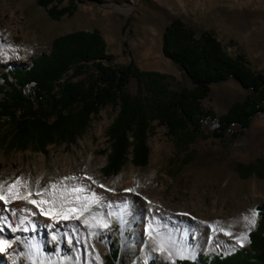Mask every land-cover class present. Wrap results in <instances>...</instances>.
Here are the masks:
<instances>
[{
    "label": "rangeland",
    "instance_id": "1",
    "mask_svg": "<svg viewBox=\"0 0 264 264\" xmlns=\"http://www.w3.org/2000/svg\"><path fill=\"white\" fill-rule=\"evenodd\" d=\"M69 1L54 0L53 3L58 2L60 7ZM72 1L71 14L65 13L59 19H52L37 0H0V73L16 66L28 67L33 57L49 52L53 38L58 35L78 29H97L105 40L108 55L100 63L118 67L132 61L140 70L166 75L161 81L166 91L191 88L193 84L183 67L164 52L171 62L167 70L143 66L165 63L158 57V34L161 33L163 50L166 26L173 19L180 18L194 29L196 36L205 30L211 31L228 55L242 56L254 73L264 74V0ZM136 37L139 39L136 40ZM6 40L11 43V48ZM93 72V66L88 64L72 80H80ZM70 74L71 71L68 72ZM126 88L132 95L147 96L144 90L138 89L134 77H130ZM250 93L251 89L244 88L232 77L212 84L200 106L218 116L234 101L243 100ZM117 111L118 106L114 104L100 108L97 114L91 115L89 126L73 144H50L44 152L30 148L10 151L0 147V184L7 187V184L27 175L28 187L20 192L30 190L33 193L31 199L39 197L35 195L37 191L50 189L52 184L61 181L64 184L68 182L69 188L82 187V181H85L96 189L85 190L80 193L81 196L96 194L97 189L109 193L106 199L89 207L82 215L74 214L82 236L86 238L92 234L101 260L86 262L74 259L70 255L74 244L65 243L60 244L64 256L62 261L30 258L24 253V245L13 241L0 250V264H103L106 256L116 247L119 248L116 264H148L151 261L155 264H176L178 259L200 261L203 255L229 254L248 246L249 242H246L229 251L202 248L195 254L171 257L170 254L154 251L150 239L139 230V222L123 229L120 221L114 218L106 226L96 227L110 215V196L118 194L127 196L125 210L128 212L136 195L147 202L145 220L147 228L153 230L154 238L164 235L165 229H170L168 217L173 213L208 222L212 216L226 220L251 207L257 213V222V208L264 203V165L258 169V165H262L257 161L264 157V113L253 116L245 129L231 125L223 137L212 135L217 130V119L206 118L202 121L201 133L187 147L180 145L165 125L153 120L146 139V164H133L129 153L118 172L104 175L101 169L106 164V153L103 151L108 147L107 128ZM257 147L260 150L254 152ZM189 154L192 157L184 163L183 159ZM248 165H253L251 173L242 169ZM66 177L76 179L65 180ZM70 196L69 199H72ZM75 202L73 200L67 207ZM13 215V219H18L17 214ZM256 222L248 228V233ZM97 240H103V245L98 247ZM52 248L53 245H50L48 253Z\"/></svg>",
    "mask_w": 264,
    "mask_h": 264
},
{
    "label": "trees",
    "instance_id": "2",
    "mask_svg": "<svg viewBox=\"0 0 264 264\" xmlns=\"http://www.w3.org/2000/svg\"><path fill=\"white\" fill-rule=\"evenodd\" d=\"M53 1L37 3L52 19L71 14L72 0L60 7ZM163 52L183 67L193 84L191 88L166 91L161 82L166 75L140 70L132 61L118 67L100 63L108 55L97 29H78L54 37L49 52L33 57L28 67L16 66L0 73V147L44 152L50 144H73L89 126L92 114L114 104L118 111L107 128L108 147L103 151L106 164L101 169L109 175L120 170L129 153L133 164H146V139L153 120L165 125L179 144L187 147L201 133L206 118L217 119L212 135L223 137L231 125L245 129L253 116L264 113V74L254 73L242 56L228 55L211 31L196 36L194 29L175 18L163 33ZM88 64L94 72L72 80ZM130 77L137 80L138 89L144 90L146 97L127 90ZM232 77L251 93L234 101L221 115L203 110L200 101L207 97L211 85ZM190 157L184 158V163ZM257 161L261 169L264 157ZM242 169L251 173L253 165ZM257 209L258 219L248 233L247 247L226 255H203L200 261L178 259L176 264H264V203ZM118 250L114 248L103 264H115Z\"/></svg>",
    "mask_w": 264,
    "mask_h": 264
},
{
    "label": "bare ground",
    "instance_id": "3",
    "mask_svg": "<svg viewBox=\"0 0 264 264\" xmlns=\"http://www.w3.org/2000/svg\"><path fill=\"white\" fill-rule=\"evenodd\" d=\"M11 15L14 14L11 13ZM138 39L136 37V40ZM5 43L11 48V43L8 40ZM135 44L133 43V45ZM156 46L159 59L164 60L165 63L163 65H158V63L151 65L144 64L143 66L167 70L171 62L164 56L161 33L158 34ZM259 150L260 147H257L254 149V152ZM20 180L26 182L28 187L29 180L27 175H24ZM64 185L68 186V182ZM82 187L87 192L89 190H96L94 187L92 188L91 184L85 181H82ZM22 189L26 190L27 188L22 184L19 191ZM38 190H40L39 184ZM95 195L96 202L91 203L89 207L106 199L109 193L97 189ZM44 198L52 199L50 195H46ZM10 199H12L11 195H9V202L7 204L0 201V240L6 242L5 247L11 245L13 241H17L18 244L21 243L24 245V253L30 258L37 257L39 259L62 261L64 256L60 244H74V247L70 251V255L74 259L86 262H97L101 260L98 252L99 248H96L93 244L92 234L85 238L82 236L81 231L78 230V222L74 219L75 213L69 219L65 220L60 216L45 215L41 212V207L47 211L50 205L37 206L28 201H23V199ZM34 199L39 200L41 198L36 197ZM126 199L127 196L125 194L110 196L112 202V206L109 207L110 215L100 221L96 228L99 229L109 224L114 218L120 221L123 229H126L135 222H139V230L146 238L148 237L150 239V246L154 248V251L170 254L171 257L180 254H195L202 248L229 251L241 245L237 242L236 238L242 237L245 234L247 235V240L243 244L248 242L249 226L243 217L250 215L252 211L251 207H247L245 211L237 215L235 214L226 220L212 216L208 222L188 217L182 213H173L168 217V220L170 219V229H165L164 235L154 238L152 234L153 230L147 228L145 220V206L147 202L139 195H136L132 199L131 206L133 207L128 212L125 210V207H127L125 205ZM158 205L159 207L162 206L160 202H158ZM80 206L79 202H75L70 207ZM56 207L59 209V202ZM14 213L17 214L16 217L18 219H13ZM24 224L25 226H22ZM102 242L103 240L95 241L98 247L103 245ZM50 245H53V248L51 249V253H48L47 250Z\"/></svg>",
    "mask_w": 264,
    "mask_h": 264
},
{
    "label": "snow or ice",
    "instance_id": "4",
    "mask_svg": "<svg viewBox=\"0 0 264 264\" xmlns=\"http://www.w3.org/2000/svg\"><path fill=\"white\" fill-rule=\"evenodd\" d=\"M86 179L91 180V177H85ZM65 180L68 179H76L75 177H66ZM23 184L25 188H27V183L22 182L19 178L15 182L7 184V187H5L3 184H0V201H3L5 204L9 202V195L13 199H24L27 200L29 203H32L33 205L37 206H43V205H50L49 209L46 211L43 207H41V212L45 215H55L60 216L63 219L67 220L70 218V216L74 213H79L80 215L83 214V212L87 211L89 209V206L91 203L96 202V195L95 193H92L91 196H81L80 193L85 192V188L81 186H72L69 188L67 185H64L63 181H61L59 184H52L49 189H44L42 191H37L35 193L36 196L41 197V199H31L33 193L29 191L20 192L19 188ZM100 187H103V185H100ZM46 195H50L52 199H45L44 197ZM72 196V199H69V196ZM73 199L76 202L80 203V207H67V205H70L73 202ZM59 202L60 207L57 209L56 205ZM14 211V210H13ZM257 216V213L255 210H252L250 215H245L243 217L244 221L247 223L249 227L253 226L255 224V218ZM79 219V216L76 217ZM106 226V225H105ZM231 234V233H229ZM237 242L243 246V243L245 240H247V235H243L242 237H237ZM6 246V242L3 240H0V250H3V248Z\"/></svg>",
    "mask_w": 264,
    "mask_h": 264
},
{
    "label": "water",
    "instance_id": "5",
    "mask_svg": "<svg viewBox=\"0 0 264 264\" xmlns=\"http://www.w3.org/2000/svg\"><path fill=\"white\" fill-rule=\"evenodd\" d=\"M32 60V59H31ZM250 123V122H249ZM248 242H250V240H249V237H248ZM223 255H226V253H223Z\"/></svg>",
    "mask_w": 264,
    "mask_h": 264
},
{
    "label": "crops",
    "instance_id": "6",
    "mask_svg": "<svg viewBox=\"0 0 264 264\" xmlns=\"http://www.w3.org/2000/svg\"><path fill=\"white\" fill-rule=\"evenodd\" d=\"M232 57H234V56H232Z\"/></svg>",
    "mask_w": 264,
    "mask_h": 264
}]
</instances>
